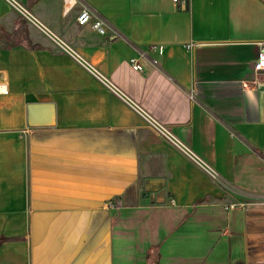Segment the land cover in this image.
Wrapping results in <instances>:
<instances>
[{
  "label": "crops",
  "instance_id": "obj_1",
  "mask_svg": "<svg viewBox=\"0 0 264 264\" xmlns=\"http://www.w3.org/2000/svg\"><path fill=\"white\" fill-rule=\"evenodd\" d=\"M63 6L0 0V264H264V0Z\"/></svg>",
  "mask_w": 264,
  "mask_h": 264
},
{
  "label": "built area",
  "instance_id": "obj_2",
  "mask_svg": "<svg viewBox=\"0 0 264 264\" xmlns=\"http://www.w3.org/2000/svg\"><path fill=\"white\" fill-rule=\"evenodd\" d=\"M72 6H73V0H64L63 12L67 13ZM76 22L80 26L90 23V26L93 30H95L100 34H103V28H102L103 21L99 18H92L91 11L86 7L81 8V10L79 11L76 17ZM130 63L134 70L137 71L140 70L139 65L135 63L134 59H131ZM254 69L257 75L261 72H264V43H262L259 49V53L254 65ZM251 84L254 86V88H259L261 86H264V82H262L257 78L253 80ZM106 85L113 93L120 95L114 86L110 85L109 83H106ZM145 120L147 121L149 127L160 138L165 139L166 141L174 145L177 149H179L181 152H183L185 155L189 156V153L186 150V148L177 139H175V137L172 136L170 131L164 125L148 117H146Z\"/></svg>",
  "mask_w": 264,
  "mask_h": 264
},
{
  "label": "trees",
  "instance_id": "obj_3",
  "mask_svg": "<svg viewBox=\"0 0 264 264\" xmlns=\"http://www.w3.org/2000/svg\"><path fill=\"white\" fill-rule=\"evenodd\" d=\"M34 1L35 0H29V3L34 2ZM20 20H21V18L19 19V22L17 23L15 31L12 35L0 33V44L3 47H11V46H15L17 44L22 43L27 47L36 48L37 46H31L29 44V42L27 41L26 30H25L24 26H21ZM24 23H25V20H23V24ZM3 240H4L3 238H0V245L3 242ZM158 257H159V255L157 253V246L150 247L146 251V259H147L146 264H157Z\"/></svg>",
  "mask_w": 264,
  "mask_h": 264
}]
</instances>
